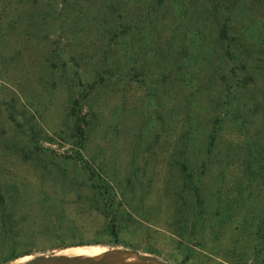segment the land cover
I'll list each match as a JSON object with an SVG mask.
<instances>
[{"label": "rangeland", "instance_id": "rangeland-1", "mask_svg": "<svg viewBox=\"0 0 264 264\" xmlns=\"http://www.w3.org/2000/svg\"><path fill=\"white\" fill-rule=\"evenodd\" d=\"M0 196V264H264V0H0Z\"/></svg>", "mask_w": 264, "mask_h": 264}, {"label": "water", "instance_id": "water-1", "mask_svg": "<svg viewBox=\"0 0 264 264\" xmlns=\"http://www.w3.org/2000/svg\"><path fill=\"white\" fill-rule=\"evenodd\" d=\"M79 246V245H76ZM71 247V246H70ZM128 258H131L128 260ZM20 264H177L164 261L154 255L142 254L135 249L112 248L96 255L68 262L62 256L51 253L36 255Z\"/></svg>", "mask_w": 264, "mask_h": 264}, {"label": "trees", "instance_id": "trees-1", "mask_svg": "<svg viewBox=\"0 0 264 264\" xmlns=\"http://www.w3.org/2000/svg\"><path fill=\"white\" fill-rule=\"evenodd\" d=\"M73 117H74L75 131L78 132L79 134H82V130L80 128L81 119H80L78 113H73ZM89 188L92 191V193L96 194L97 196L101 195L104 192L108 193V195L112 194L111 193L112 191L110 190V186L106 185L105 182L99 183V184L95 185L94 187H89ZM0 203L2 205L1 213H0V233H1L0 242L10 243V241L13 239V236L10 234V233H12L13 224H12V222H8V219H9L8 215L4 214L2 217V212L8 210L4 206V198L2 196H0ZM105 214H107V213H105ZM110 217L112 220L115 219L114 215H112V214ZM109 233L112 237L117 236V232L115 231V228L113 226L110 227ZM20 253H21V251H18L16 245L12 242L10 247H9V256L15 257V256H18Z\"/></svg>", "mask_w": 264, "mask_h": 264}, {"label": "bare ground", "instance_id": "bare-ground-1", "mask_svg": "<svg viewBox=\"0 0 264 264\" xmlns=\"http://www.w3.org/2000/svg\"><path fill=\"white\" fill-rule=\"evenodd\" d=\"M96 254L98 253L95 248L84 246V247H75V248L68 249L66 251V254H64L63 252L58 255L62 256V258H64L68 262H73L83 257H88V256L96 255Z\"/></svg>", "mask_w": 264, "mask_h": 264}]
</instances>
